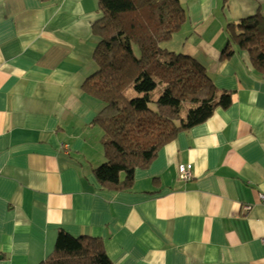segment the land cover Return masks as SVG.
Wrapping results in <instances>:
<instances>
[{
    "label": "crops",
    "instance_id": "0c3cea01",
    "mask_svg": "<svg viewBox=\"0 0 264 264\" xmlns=\"http://www.w3.org/2000/svg\"><path fill=\"white\" fill-rule=\"evenodd\" d=\"M180 1L187 21L164 46L233 103L112 191L94 172L104 104L83 89L99 0H0V264L42 263L62 231L102 240L114 264H264V78L244 50L221 59L227 26L264 15V0Z\"/></svg>",
    "mask_w": 264,
    "mask_h": 264
},
{
    "label": "trees",
    "instance_id": "16d2710c",
    "mask_svg": "<svg viewBox=\"0 0 264 264\" xmlns=\"http://www.w3.org/2000/svg\"><path fill=\"white\" fill-rule=\"evenodd\" d=\"M99 10L102 16L93 24L99 37L94 52L98 71L83 85L104 104L93 124L103 131L106 162L94 172L103 188L127 191L137 170L147 169L179 133L205 123L219 108L228 109L233 93L217 88L196 59L162 45L187 21L180 0H99ZM226 32L221 59H230L236 48L244 50L264 78V15L231 23ZM40 264L114 262L102 240L62 231L54 251Z\"/></svg>",
    "mask_w": 264,
    "mask_h": 264
},
{
    "label": "built area",
    "instance_id": "2783aa9c",
    "mask_svg": "<svg viewBox=\"0 0 264 264\" xmlns=\"http://www.w3.org/2000/svg\"><path fill=\"white\" fill-rule=\"evenodd\" d=\"M179 178L183 181H189L193 178V169L191 167L185 166V165H180L179 166ZM262 202L264 203V195H262ZM252 209V206L247 205L245 207V211L246 213H249L250 210Z\"/></svg>",
    "mask_w": 264,
    "mask_h": 264
},
{
    "label": "rangeland",
    "instance_id": "374dc122",
    "mask_svg": "<svg viewBox=\"0 0 264 264\" xmlns=\"http://www.w3.org/2000/svg\"><path fill=\"white\" fill-rule=\"evenodd\" d=\"M172 39L170 41H168V42L171 43L173 41ZM164 44L166 46L167 42L162 43L163 46H164ZM177 53H180V51H177ZM161 90H162L161 87H159L156 91L153 92L154 100H156L159 97V95L161 94ZM152 108H155V105H152ZM99 130H100V132L102 131V129H100V128H99ZM101 135H102V137L104 136L103 131L101 132Z\"/></svg>",
    "mask_w": 264,
    "mask_h": 264
}]
</instances>
